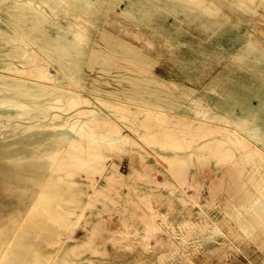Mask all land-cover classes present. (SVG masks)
<instances>
[{
  "label": "rangeland",
  "instance_id": "rangeland-1",
  "mask_svg": "<svg viewBox=\"0 0 264 264\" xmlns=\"http://www.w3.org/2000/svg\"><path fill=\"white\" fill-rule=\"evenodd\" d=\"M253 1L0 0V255L28 219L46 264H264ZM106 33L139 47L119 62Z\"/></svg>",
  "mask_w": 264,
  "mask_h": 264
},
{
  "label": "bare ground",
  "instance_id": "bare-ground-1",
  "mask_svg": "<svg viewBox=\"0 0 264 264\" xmlns=\"http://www.w3.org/2000/svg\"><path fill=\"white\" fill-rule=\"evenodd\" d=\"M233 2L240 4V6L243 7L245 10H251V9L254 10L255 2L253 0H233ZM261 4H263V3H261ZM256 7H257V5H256ZM106 16H107V14H106ZM122 18L124 20H129L130 19L128 16H124V15H122ZM104 31H106V30L104 29ZM138 34L143 35L142 32H140V31L138 32ZM147 37H149V36H147ZM106 39L109 42V47L107 49V52L108 53L114 52L115 55L118 56L117 60H119V62H121V60L126 59L128 57L129 51H131L133 48L139 47V46H137V47L133 46L130 42H128L127 40L123 39L122 37L119 39L118 36H115L112 33H106ZM147 40H151L152 42L154 41L155 43H158L157 41L159 40V38H157V36H153V37H151L150 39H147ZM160 49H161V47H160ZM24 52H25V50H24ZM157 53L160 54V53H162V51L157 49L156 50V54ZM30 56H31V54H30ZM102 57L104 58L103 61H102ZM142 58H143L144 65H146L148 67L155 66L154 63L157 62L156 56H153L152 54H149V53H147L146 55H143ZM88 59L89 60L87 62V70H88V72H90V73H92L94 75L99 73V75L101 77H105L106 75H114V74L120 72V71H118L119 67H118V65H116L117 63L113 64V63L108 62L109 58H107L106 56L104 57V56H101V55L96 54V53H91L89 55ZM79 61H81V60L79 59ZM174 85H176V84H174ZM187 89H189V88H187ZM224 95H225V93H224ZM92 112H94V111H92ZM92 115H94V114H92ZM77 123H78L77 126H76L77 128L81 129L84 133H89V128H90L89 124L85 125V123L83 121H82V123L80 121L77 122ZM108 124H109V122H108ZM72 126H75V125H72ZM93 132H95V131H93ZM75 134H77V135L79 134V137L81 136L80 132L79 133H75ZM82 138H84V137H82ZM262 138H264V132L262 133ZM94 139H95V141L98 140V138H94ZM70 141H71V144H73V147H74V145H77V147L81 146V145H84L85 142H86L85 140H84L85 141L84 142L82 139H80V138H78L76 136H74L73 139L70 138ZM263 143H264V141H263ZM51 177L52 178L53 177L56 178L57 174L54 173ZM62 180L52 179L51 183H50L52 188H54L55 190L59 189L65 183V181L64 180L62 181ZM65 198H67V197H64L62 200H64ZM53 204L54 203L47 204V205H44V206L47 207V211H51V210H53L52 209L53 206H54ZM25 221L26 222L20 227L18 233L13 237V240L10 243V245H8V247L4 251V253L2 255H0V264H46V261H47V258H48V254L43 252L42 243H44V241L46 242L48 239H50V236L48 235L47 232L43 233V232L36 231L35 230L36 228L34 229V227L31 224V221H29L28 219L25 220ZM51 231H52V228H51ZM1 247H2V241L0 240V250H1Z\"/></svg>",
  "mask_w": 264,
  "mask_h": 264
},
{
  "label": "crops",
  "instance_id": "crops-1",
  "mask_svg": "<svg viewBox=\"0 0 264 264\" xmlns=\"http://www.w3.org/2000/svg\"><path fill=\"white\" fill-rule=\"evenodd\" d=\"M258 213H259V215H261V216L263 217V219H264V212H259V211H258Z\"/></svg>",
  "mask_w": 264,
  "mask_h": 264
}]
</instances>
